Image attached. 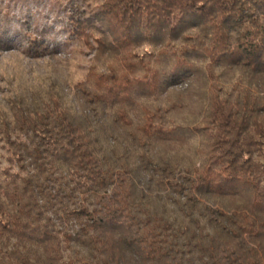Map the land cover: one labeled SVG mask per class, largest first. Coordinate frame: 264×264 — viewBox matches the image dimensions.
Instances as JSON below:
<instances>
[{"label": "trees", "instance_id": "16d2710c", "mask_svg": "<svg viewBox=\"0 0 264 264\" xmlns=\"http://www.w3.org/2000/svg\"><path fill=\"white\" fill-rule=\"evenodd\" d=\"M51 1L91 59L0 109V264H264V0Z\"/></svg>", "mask_w": 264, "mask_h": 264}, {"label": "rangeland", "instance_id": "374dc122", "mask_svg": "<svg viewBox=\"0 0 264 264\" xmlns=\"http://www.w3.org/2000/svg\"><path fill=\"white\" fill-rule=\"evenodd\" d=\"M59 9L51 0H0V38L3 36L16 45L9 50L0 49V109H6V99L13 91L44 89L49 85L44 80L49 77L58 81L59 75L71 74L74 81L84 79L91 55H78L67 46V37L60 33L64 17L57 15ZM27 31L48 32L50 48L59 43V53L54 57L30 58L23 52L26 38L22 33ZM6 158L5 144L0 141V169L8 166ZM260 160L264 163V155Z\"/></svg>", "mask_w": 264, "mask_h": 264}]
</instances>
